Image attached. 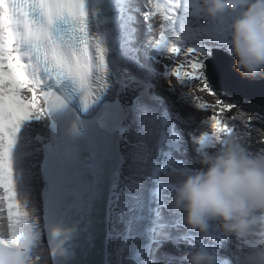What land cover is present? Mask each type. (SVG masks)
Segmentation results:
<instances>
[{
    "label": "snow or ice",
    "instance_id": "1",
    "mask_svg": "<svg viewBox=\"0 0 264 264\" xmlns=\"http://www.w3.org/2000/svg\"><path fill=\"white\" fill-rule=\"evenodd\" d=\"M227 24L205 16L198 0H0V220L12 234L28 228L36 264H96L97 208L102 264H185L193 250L215 264H264V232L237 237L209 224L199 234L168 207L175 175L195 167L193 152L211 133L264 149L260 112L241 119L243 134L218 118L237 105L219 97L217 82L264 90V76L234 79L223 55ZM194 90L216 102H199ZM190 99L211 109L210 132L182 110Z\"/></svg>",
    "mask_w": 264,
    "mask_h": 264
},
{
    "label": "clouds",
    "instance_id": "2",
    "mask_svg": "<svg viewBox=\"0 0 264 264\" xmlns=\"http://www.w3.org/2000/svg\"><path fill=\"white\" fill-rule=\"evenodd\" d=\"M198 3L209 19H228L225 50L233 58V71L248 79L264 76V0ZM191 159L195 167L175 175L168 201L184 226L204 234L214 224L222 234L237 237L264 232V149L253 152L233 136L211 133ZM36 244L27 227L12 234L0 220V264H36ZM184 261L215 264L210 254L199 250L187 253Z\"/></svg>",
    "mask_w": 264,
    "mask_h": 264
},
{
    "label": "water",
    "instance_id": "3",
    "mask_svg": "<svg viewBox=\"0 0 264 264\" xmlns=\"http://www.w3.org/2000/svg\"><path fill=\"white\" fill-rule=\"evenodd\" d=\"M219 51V50H216ZM224 56L229 57L233 63V58L228 53H223ZM237 81L242 80V78L237 73L234 76ZM259 79V78H257ZM214 90L220 95L221 99L223 95L232 97L236 100H242L256 104L260 107V110L264 112V90L261 89L260 85H247L243 83L229 84L227 82H217L214 86ZM208 95V94H207ZM57 130V118H53V133ZM94 224L97 231V247L100 249V254L95 255L94 260L96 264H102L103 262V243H104V227L102 222L103 213L99 208L95 210Z\"/></svg>",
    "mask_w": 264,
    "mask_h": 264
},
{
    "label": "rangeland",
    "instance_id": "4",
    "mask_svg": "<svg viewBox=\"0 0 264 264\" xmlns=\"http://www.w3.org/2000/svg\"><path fill=\"white\" fill-rule=\"evenodd\" d=\"M162 61H164V63H166L169 67H176L178 66L179 64V60L175 61V62H169L167 61L165 58H161ZM180 91H183V92H187V88L186 87H179L178 88ZM219 95V94H218ZM210 95H207V93H201L197 90H194V93H193V98H196L198 97L199 98V102H207L209 104H214L216 102V98H212V100L209 98ZM220 97V95H219ZM222 98H224L223 100L225 101V103H234L237 105V107L231 109V110H224L222 111L223 113H235V114H243L244 116H246L248 118V116L253 112V111H257V112H260V114L262 116H264V112L263 111H258L256 106L250 102H246V101H242V100H236L232 97H229V96H225L223 95ZM184 104H187V105H190V106H193L192 103H191V99L189 101H186L184 102ZM194 107V106H193ZM217 111H220L219 109ZM198 131H209L210 132V127H208L207 124L205 123H202L199 125V128H198ZM241 134H243V131L241 130L240 131ZM30 142L28 141L27 139V136H22V142L21 144L19 145L18 147V153L17 154V157H16V160L17 158H21V160L23 159L24 160H27L26 157L23 156V154H25V152H27V154H30L29 152V148L27 147L28 144ZM21 155V156H20ZM19 163V159L17 161V164ZM21 163V161H20ZM23 170H26L24 173ZM28 179V171H27V168L26 166L22 167L21 165V169H18V181L19 182V185H20V190L23 192L24 189H25V181ZM46 255V253H45Z\"/></svg>",
    "mask_w": 264,
    "mask_h": 264
},
{
    "label": "trees",
    "instance_id": "5",
    "mask_svg": "<svg viewBox=\"0 0 264 264\" xmlns=\"http://www.w3.org/2000/svg\"><path fill=\"white\" fill-rule=\"evenodd\" d=\"M182 110L185 112L192 111V112L197 113L198 118L200 120V124L205 123L208 125V123L210 122L211 116L213 115L211 109H209L207 111L197 110L193 106H190L187 104H184ZM217 112H218V118L219 119H221L222 121L227 122V123H233L234 126L237 127L238 131H241V130L243 131V129L239 127V124H240L241 119L244 121H247L248 118L246 116H244L243 114H235L232 112L227 113V114L223 113L222 111H217ZM252 123H253V126L257 129L261 127L260 122L257 120H253Z\"/></svg>",
    "mask_w": 264,
    "mask_h": 264
},
{
    "label": "bare ground",
    "instance_id": "6",
    "mask_svg": "<svg viewBox=\"0 0 264 264\" xmlns=\"http://www.w3.org/2000/svg\"><path fill=\"white\" fill-rule=\"evenodd\" d=\"M141 39H143V36L141 37ZM161 64L164 65V64H166V63H164V61L161 60ZM171 79H172L173 84H174L177 88H179L180 85H178V84L176 83L175 78H174V77H171ZM164 87H165V88L167 87V84H166V83L164 84ZM208 97H209V96H208ZM213 97L216 98L215 96H210L209 98L212 100ZM252 104H253V103H252ZM254 105L256 106L257 110L260 111V107L257 106L256 104H254ZM27 147H28V148L30 147V143L28 144ZM18 154H19V153H18ZM20 156H21V155H20ZM23 156L26 157V158H28V157L30 156V154H27V152H25V154H23ZM17 161H18V160H17ZM20 161H21V163H20ZM21 165H22V167L26 166V168H28L27 160H24V161H23V159L21 160V158H20V159H19V163L17 164V169H21ZM23 171H24V173H26V172H25L26 170H23ZM18 181H20V180H18Z\"/></svg>",
    "mask_w": 264,
    "mask_h": 264
}]
</instances>
